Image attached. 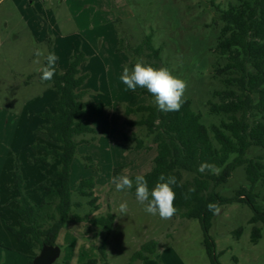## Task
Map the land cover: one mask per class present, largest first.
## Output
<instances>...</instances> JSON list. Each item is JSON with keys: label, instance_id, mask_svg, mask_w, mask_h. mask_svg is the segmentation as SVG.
<instances>
[{"label": "rangeland", "instance_id": "obj_1", "mask_svg": "<svg viewBox=\"0 0 264 264\" xmlns=\"http://www.w3.org/2000/svg\"><path fill=\"white\" fill-rule=\"evenodd\" d=\"M235 3V0L0 1V264H26L29 254L30 245L25 240L19 241L5 227V223L16 227L24 221L16 212L19 208L16 175L20 176L23 195L29 202L38 207L43 203L37 209V223L46 224L45 215L53 212L56 199L54 193L46 196L41 185L58 186L50 175L58 169L59 162L47 160L46 166L44 160H37L46 154L32 149V145L43 144L61 150L46 132L39 130L47 122L38 114L53 111L56 94L49 85L37 80L36 69L40 65L34 63L36 48L55 52L61 72L77 52L86 57L79 68L87 75L82 89L86 92V117L93 133L86 135L87 142L76 149L70 186L74 190L80 179L93 178L99 209L89 218L108 212L115 216L106 247L107 262L126 264L142 244L155 241V253L135 264H211L197 220L179 217L164 220L148 214L135 195L117 192L111 182L121 174L130 178L146 174L155 156L145 130L128 126L139 116L125 115L127 107L149 103L148 97L141 94L146 89L126 90L119 76L124 66L133 67L139 58L130 52L131 48L150 37L161 64L187 81L184 98L210 131L211 126L226 120L225 115L208 111V102H218L213 93L226 89V75L217 74L226 63L217 50L221 27L218 15ZM40 59L43 64V58ZM139 59L146 61L144 57ZM123 137L141 139L149 150L136 151L135 143L125 142ZM245 157L264 159V150L250 147ZM240 188H251L243 166L236 168L215 191L231 198ZM252 193L264 211V180L252 187ZM123 201L128 203L126 215L118 211ZM71 202L79 205L73 206L71 213L81 217L92 209L88 199L74 191ZM220 208L209 229L218 264H264V224L249 223L253 214L246 204L232 203ZM254 227L259 229L255 242ZM101 237L102 231L87 222L65 225L57 237L60 256L54 264L69 261L81 264L97 259ZM33 248L32 252L37 254V247Z\"/></svg>", "mask_w": 264, "mask_h": 264}, {"label": "trees", "instance_id": "obj_2", "mask_svg": "<svg viewBox=\"0 0 264 264\" xmlns=\"http://www.w3.org/2000/svg\"><path fill=\"white\" fill-rule=\"evenodd\" d=\"M226 10L219 11L221 27L217 38V50L224 56L226 63L217 70L218 75H226V89L214 92L213 97L218 102H208V111L215 115H225L218 125H213L210 131L200 123V115L190 109V102L185 103L177 112H162L154 104V97L147 90L141 91L149 99L147 105L127 107L125 115L139 116L138 120L128 123L130 127L143 128L155 149L152 167L144 174L151 190L161 173L171 174L177 178L178 186L174 187L176 199L174 206L178 212L173 217L197 220L201 233L202 245L211 264H218L214 255V242L209 236L213 213L207 205L217 203L219 206L232 203L246 204L252 211L250 224H264V211L256 204V195L252 187L264 180V159L246 158L250 147L264 150V0H235ZM48 52H52L49 48ZM136 57H144L145 64L154 68L165 67L161 64L158 50L153 49L150 37H145L142 43L131 48ZM86 61L82 52L70 57L64 71L58 69L52 81L42 82L40 73L37 80L43 85H49L56 94L53 111L45 110L38 116L46 121L39 130L47 133L49 139L61 146V150L49 149L46 145H32L33 150L46 154L37 160L58 161L59 167L50 178L57 181L56 188L41 185L44 193L56 196L53 212L45 215L46 224L37 223V209L23 195V184L16 175L15 184L19 192L16 209L20 221L18 226L5 223L6 229L19 241H28L37 251L44 245L57 246L60 230L71 223L87 222L90 226L102 231L100 244L97 248L98 258L89 259L83 264H109L106 247L108 237L113 229L115 216L111 212L98 217L89 218L92 212L99 209L98 198L94 195L95 182L93 178H82L70 186V170L73 157L79 145L86 143L84 137L93 133L87 119L88 102L86 92L82 89L87 75L82 74L80 65ZM29 77L25 81H27ZM211 136H210V134ZM82 137L81 139H78ZM125 142L133 141V149L149 150L144 142L136 137H123ZM90 162L89 157H85ZM202 162L215 164L218 174L201 173L197 169ZM244 167L249 190L240 188L234 196L226 198L219 195L215 189L227 182L231 173L238 167ZM134 180V178H132ZM194 188L195 191H189ZM73 191L80 197L88 199L92 208L85 217L71 213ZM135 195V186L128 191ZM240 231L236 232L238 235ZM259 237V229L253 228L252 241ZM30 249H33L32 247ZM157 250L155 241H148L134 252L126 264L146 261ZM30 257V261L36 256ZM61 264H69L63 262Z\"/></svg>", "mask_w": 264, "mask_h": 264}, {"label": "clouds", "instance_id": "obj_3", "mask_svg": "<svg viewBox=\"0 0 264 264\" xmlns=\"http://www.w3.org/2000/svg\"><path fill=\"white\" fill-rule=\"evenodd\" d=\"M37 58L34 63L40 65L36 71L40 73L42 82L52 81L56 73L58 57L55 52H45L41 48L34 50ZM43 58L44 63L41 64ZM119 80L126 86V90L135 91L138 87L146 89L154 97V104L162 112H177L185 103L184 94L187 89V81L174 75L167 67L154 68L145 64L139 58L133 67H123ZM199 172L206 171L218 174L220 169L212 163L202 162ZM111 182L117 192L129 191L135 186V197L144 211L151 215H158L161 219L169 220L177 214L178 209L174 206L176 193L174 187L178 186L174 175L161 173L155 186L150 190L148 181L144 175H136L134 180L127 174L113 177ZM189 191H195L194 188ZM207 208L213 215H219L221 208L217 203L210 202ZM118 211L121 215L128 212V203L123 201L119 204Z\"/></svg>", "mask_w": 264, "mask_h": 264}, {"label": "water", "instance_id": "obj_4", "mask_svg": "<svg viewBox=\"0 0 264 264\" xmlns=\"http://www.w3.org/2000/svg\"><path fill=\"white\" fill-rule=\"evenodd\" d=\"M59 256L60 248L58 246L44 245L32 259L31 264H54Z\"/></svg>", "mask_w": 264, "mask_h": 264}, {"label": "crops", "instance_id": "obj_5", "mask_svg": "<svg viewBox=\"0 0 264 264\" xmlns=\"http://www.w3.org/2000/svg\"><path fill=\"white\" fill-rule=\"evenodd\" d=\"M1 1V0H0ZM30 246H29V254L27 255V262H26V264H31V261H30V257L31 256H33L35 253L34 252H32V249H30L31 247L33 248V246L31 245V243L30 242H28V241H26ZM57 243H58V241H57ZM34 249V248H33ZM65 261H66V259H65ZM69 264H74V263H72V262H70L69 261ZM77 264V263H76ZM81 264H83V263H81Z\"/></svg>", "mask_w": 264, "mask_h": 264}]
</instances>
